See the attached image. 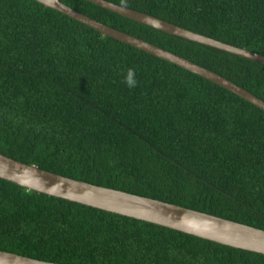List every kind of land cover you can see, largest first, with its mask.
I'll use <instances>...</instances> for the list:
<instances>
[{"label": "trees", "instance_id": "trees-1", "mask_svg": "<svg viewBox=\"0 0 264 264\" xmlns=\"http://www.w3.org/2000/svg\"><path fill=\"white\" fill-rule=\"evenodd\" d=\"M62 1L264 99L262 62ZM109 1L264 54V0ZM0 152L264 229V110L36 0H0ZM0 249L65 264H264L263 253L1 177Z\"/></svg>", "mask_w": 264, "mask_h": 264}, {"label": "water", "instance_id": "water-1", "mask_svg": "<svg viewBox=\"0 0 264 264\" xmlns=\"http://www.w3.org/2000/svg\"><path fill=\"white\" fill-rule=\"evenodd\" d=\"M36 1L79 20L97 29L104 35L129 43L207 78L264 110V99L210 68L185 58L160 45L101 22L78 11L62 0ZM88 1L164 32L264 63V54L215 39L150 13L138 11L109 0ZM0 177L41 193L131 216L225 245L264 254V229L262 228L193 208L180 206L164 200L68 177L40 168L36 164L17 160L1 152ZM0 264L65 263L41 260L0 249Z\"/></svg>", "mask_w": 264, "mask_h": 264}, {"label": "clouds", "instance_id": "clouds-1", "mask_svg": "<svg viewBox=\"0 0 264 264\" xmlns=\"http://www.w3.org/2000/svg\"><path fill=\"white\" fill-rule=\"evenodd\" d=\"M126 79H127V84L129 85V87H132L135 85L136 81L133 78V74L131 70H129V73Z\"/></svg>", "mask_w": 264, "mask_h": 264}]
</instances>
